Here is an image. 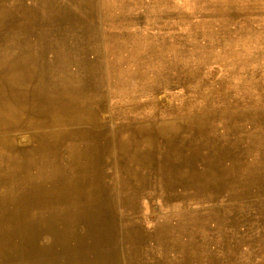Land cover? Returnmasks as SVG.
I'll list each match as a JSON object with an SVG mask.
<instances>
[{"label":"rangeland","instance_id":"1","mask_svg":"<svg viewBox=\"0 0 264 264\" xmlns=\"http://www.w3.org/2000/svg\"><path fill=\"white\" fill-rule=\"evenodd\" d=\"M258 3L264 0H0V81L10 73L43 92L33 104L0 89V238L16 239L15 196L58 184L80 190L95 179V189L112 197L114 221L89 224L102 232L104 252H92L86 243L95 237L86 232L69 245L66 262L188 260V231L216 218L207 209L220 205L209 200L206 167L221 156L239 167L264 156V17L254 21L242 9ZM77 41L93 43L96 53L68 55ZM114 50L116 57L107 55ZM235 194L229 202L245 199ZM230 247L220 264L235 256L224 243ZM4 252L5 264L11 254ZM43 258L33 260H65Z\"/></svg>","mask_w":264,"mask_h":264},{"label":"bare ground","instance_id":"2","mask_svg":"<svg viewBox=\"0 0 264 264\" xmlns=\"http://www.w3.org/2000/svg\"><path fill=\"white\" fill-rule=\"evenodd\" d=\"M242 9L247 17L255 18L254 21L264 17V4H256L252 10ZM72 45L75 46L76 51L67 54L77 60L81 59L82 49L86 53H96V50L92 49L93 43L89 45L77 41ZM107 55L116 57L115 50L107 52ZM183 62L186 66L192 63L187 55L183 57ZM22 83L26 84L27 81L22 82L10 73L4 74L0 81V89L8 94L2 93V96L9 95L17 99H26L29 96L33 104H39L43 99V94L39 92L41 90L30 91L26 89L29 86L24 88ZM109 137L114 139L112 130L109 131ZM227 157L221 156L206 167V180L211 179L206 186L211 198L209 200L220 203L219 206L208 207L207 210L217 216L193 223L188 231V242L192 244L188 252V260L179 256L178 259L175 258L174 264H183L184 260L187 264L227 262L226 255L230 254L232 249L230 247L229 252L226 251L225 242L230 243L236 250L235 256L229 261L230 264H252L253 261L257 262V258H264V156L258 153L252 161L240 167L230 159L228 162ZM94 183L95 179L85 185V188L72 191H59L58 184L57 189L40 193L38 196L12 198L11 222L15 227L13 234L16 235V239L11 243H5L0 238V253L3 254L5 251L6 255L11 254L7 259L10 261H6L5 264H12L11 261L14 259L21 264H36L33 260L34 256L44 257V260L47 256L64 257L63 263L52 264H71L68 263L69 261L66 262L72 255L67 248L72 243H80L85 238L86 232L95 237L93 242L86 243L92 248V252L94 254L104 252V245L98 240L102 232L90 228L89 224H106L114 221L111 210H108L112 197L107 190L95 189ZM235 193L244 195L245 199L235 204V201L229 202L228 198H235ZM17 217L19 223L16 222ZM11 222L8 221L4 226H10ZM78 224L83 228L73 229ZM230 229L236 233L238 242L233 238ZM220 230H223L222 234ZM44 238L49 239L48 244L43 243ZM47 245L49 246L45 251L43 247ZM217 255L222 260H217ZM117 256L119 255L114 254L113 257Z\"/></svg>","mask_w":264,"mask_h":264}]
</instances>
